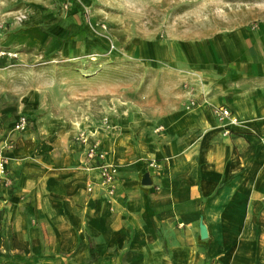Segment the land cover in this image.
I'll return each mask as SVG.
<instances>
[{"label": "crops", "instance_id": "1", "mask_svg": "<svg viewBox=\"0 0 264 264\" xmlns=\"http://www.w3.org/2000/svg\"><path fill=\"white\" fill-rule=\"evenodd\" d=\"M167 48L163 103L52 118L36 133L15 132L17 117L0 125V145L14 146L0 263L264 264V24ZM216 106L236 124L219 122ZM80 132L102 161H86ZM102 162L117 171L112 195L97 184Z\"/></svg>", "mask_w": 264, "mask_h": 264}, {"label": "rangeland", "instance_id": "2", "mask_svg": "<svg viewBox=\"0 0 264 264\" xmlns=\"http://www.w3.org/2000/svg\"><path fill=\"white\" fill-rule=\"evenodd\" d=\"M259 24L264 0H0V125L163 103L167 47Z\"/></svg>", "mask_w": 264, "mask_h": 264}, {"label": "built area", "instance_id": "3", "mask_svg": "<svg viewBox=\"0 0 264 264\" xmlns=\"http://www.w3.org/2000/svg\"><path fill=\"white\" fill-rule=\"evenodd\" d=\"M194 102H190V107L194 106ZM212 115L219 122H227V125L236 124V119L232 116L230 110L224 106H216L211 110ZM28 119L27 117L20 115L16 122L13 125V128L16 132H23L27 129ZM77 141L86 147L85 157L87 161H95L104 159L103 153L99 152V143L91 142V139L88 135L81 132L77 135ZM13 149L12 143H3L0 145V185L3 184L5 186L10 184V179L7 178V165L9 163L8 158L5 155V151H9ZM149 168H158L157 164L152 161L148 163ZM116 169L110 164L100 163L98 166V179L97 184L100 188L105 190L108 195H112L115 190V181H116ZM92 191V185L87 187V192Z\"/></svg>", "mask_w": 264, "mask_h": 264}, {"label": "water", "instance_id": "4", "mask_svg": "<svg viewBox=\"0 0 264 264\" xmlns=\"http://www.w3.org/2000/svg\"><path fill=\"white\" fill-rule=\"evenodd\" d=\"M141 183L143 185H149L150 184V181H149V177L148 175H144V177L142 178V181ZM206 236V233H205V229L204 227L201 229V237H205Z\"/></svg>", "mask_w": 264, "mask_h": 264}, {"label": "trees", "instance_id": "5", "mask_svg": "<svg viewBox=\"0 0 264 264\" xmlns=\"http://www.w3.org/2000/svg\"><path fill=\"white\" fill-rule=\"evenodd\" d=\"M70 38H71V36H70V37H68V38H67V40H68V39H70ZM91 253L93 254V251H92V250H91Z\"/></svg>", "mask_w": 264, "mask_h": 264}]
</instances>
